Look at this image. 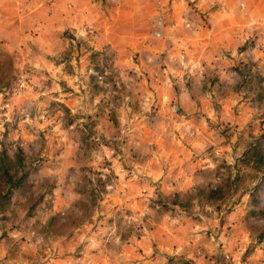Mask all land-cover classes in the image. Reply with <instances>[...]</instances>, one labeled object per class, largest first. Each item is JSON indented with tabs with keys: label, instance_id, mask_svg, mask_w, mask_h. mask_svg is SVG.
<instances>
[{
	"label": "rangeland",
	"instance_id": "1",
	"mask_svg": "<svg viewBox=\"0 0 264 264\" xmlns=\"http://www.w3.org/2000/svg\"><path fill=\"white\" fill-rule=\"evenodd\" d=\"M4 154L0 264H264V0H0Z\"/></svg>",
	"mask_w": 264,
	"mask_h": 264
},
{
	"label": "trees",
	"instance_id": "2",
	"mask_svg": "<svg viewBox=\"0 0 264 264\" xmlns=\"http://www.w3.org/2000/svg\"><path fill=\"white\" fill-rule=\"evenodd\" d=\"M17 157L21 158L19 155ZM1 159L2 163L0 165V169L2 170V176L5 177L6 180L3 191L4 193H2L0 196L6 198L13 189L18 188L24 184L27 175V170L23 171L21 175H17L19 171V164H21L20 161H18L19 163H16L12 166L14 171H11V167L8 164V161H6V159H8L9 161H12L13 159L9 157L8 154L2 155Z\"/></svg>",
	"mask_w": 264,
	"mask_h": 264
}]
</instances>
